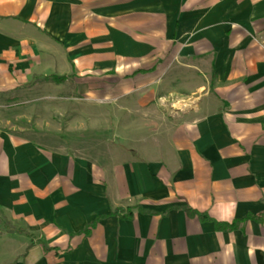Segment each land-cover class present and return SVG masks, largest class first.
<instances>
[{"label": "crops", "instance_id": "1", "mask_svg": "<svg viewBox=\"0 0 264 264\" xmlns=\"http://www.w3.org/2000/svg\"><path fill=\"white\" fill-rule=\"evenodd\" d=\"M263 39L264 0H0L2 264H264ZM69 81L110 87L77 89L94 103L59 137L48 94ZM125 98L144 114L139 151L81 136L112 133L100 109ZM180 209L261 220L213 233Z\"/></svg>", "mask_w": 264, "mask_h": 264}, {"label": "rangeland", "instance_id": "2", "mask_svg": "<svg viewBox=\"0 0 264 264\" xmlns=\"http://www.w3.org/2000/svg\"><path fill=\"white\" fill-rule=\"evenodd\" d=\"M264 44V39L262 41ZM106 81H69L64 84H62L60 87L54 88L51 93L48 94V97H51L53 102H52V107L54 108V113H53V119L52 122L55 126V130L58 131V136L61 137L63 133V126H67L68 122L75 121L77 119V116H79L78 106H82V104L90 105L93 104V98L92 100H87L88 98H80L75 95V92L79 88H92L95 85H105ZM107 81L106 85L107 87H110V84ZM157 82H154L153 85L151 86L155 90L153 91V96L150 97V103L149 105L151 108H155L157 111V114L159 117L162 118V120H167V118L171 117V114L173 113V110L175 107V103L173 102L174 98H161L156 92H157ZM40 89V86H39ZM50 90V89H49ZM39 104L41 96L37 97ZM90 99V98H89ZM109 99V98H105ZM103 98V100H105ZM159 99H162V101H159ZM129 98H125L123 100L118 101V104H122L126 107H129L128 112H121V113H111L110 109L111 108H101L100 110L102 111V116H106L108 120L111 121H116V127L114 128L112 126V133H106L104 130V127L101 126H95L93 129L88 128L86 124H82V129H80V134L81 136L88 137V133L94 132L95 134L97 133L96 137L101 138V139H106L107 143L111 142L113 143V146L116 144L120 145L122 147V151H126V147L130 149L131 151H139L142 145H139L138 141L141 138L146 137L145 136V129L143 127L146 126V123L143 122L142 120V112H137L135 111L132 112L130 108L131 103H128ZM85 101V102H83ZM63 104V110H61L60 106ZM69 107V109H68ZM72 107H76V109H70ZM58 109V111H57ZM105 109V112H103ZM99 110V109H97ZM98 113V112H97ZM84 114V113H82ZM100 114V113H99ZM41 115V114H40ZM84 116L87 117L88 121H91L92 123L95 122L96 120L94 119V114L92 112H86ZM151 125H154V122L151 120L150 121ZM143 126V127H142ZM56 134V133H55ZM116 147V146H115ZM2 227V226H0ZM7 231V229H6ZM10 252V249L8 247H4L3 245L0 244V263H7L10 260L9 256L5 257V254H8Z\"/></svg>", "mask_w": 264, "mask_h": 264}, {"label": "trees", "instance_id": "3", "mask_svg": "<svg viewBox=\"0 0 264 264\" xmlns=\"http://www.w3.org/2000/svg\"><path fill=\"white\" fill-rule=\"evenodd\" d=\"M65 80L66 79H63V78H50L46 81L52 85H58V84L63 83ZM179 211L183 214V216L187 220L195 219L196 222H198L199 224H210L213 233H229V232L235 231V230H237L239 225H242L245 222H251L255 225H259L260 220H261V215H258L255 217L245 216L241 221L232 222L229 225H222V224L211 223L204 216L196 215L195 213L190 212L187 209H180ZM117 214H118V212H111L106 217H114V218H118L119 220H122V221H127L129 219L128 213H125L124 216H121V217H117L116 216ZM104 218L105 217H100V218L94 219L88 226L84 227L81 230V232H79L77 234V236L85 237L87 235L88 231H90L98 221L103 220ZM41 250L43 253L47 252V250H45L43 248Z\"/></svg>", "mask_w": 264, "mask_h": 264}]
</instances>
